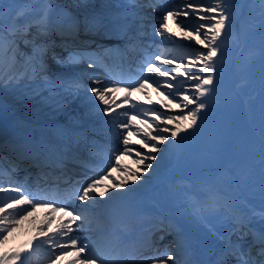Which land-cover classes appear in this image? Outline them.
<instances>
[{
    "label": "snow or ice",
    "instance_id": "6c2138e0",
    "mask_svg": "<svg viewBox=\"0 0 264 264\" xmlns=\"http://www.w3.org/2000/svg\"><path fill=\"white\" fill-rule=\"evenodd\" d=\"M258 2L264 62V0ZM76 3L89 7L88 0ZM129 5L125 11L77 16L54 0H0V87L43 97L54 111L76 100H82L85 108L82 115L73 116L68 124L55 128L52 136L21 153L38 169L34 183L31 174L23 182L11 179L20 171L15 163L0 168V177L9 178L7 182L0 179V247L6 248L23 221L34 219L37 208L46 209L24 246L0 251V264H264V72L258 160L260 212L253 210L248 197L223 196L211 186L203 202L188 205L195 208L209 232L224 241L213 253L215 260L194 258L179 218L175 222L170 218L167 224L168 234L173 236L170 248L150 256L144 255L150 236L141 242L128 226L108 228L99 222L98 208L111 207L118 197L135 192L147 183V176L159 171L165 153L182 155L199 135L212 107L210 101L230 66V49L241 38L237 33L232 44L225 43V37L234 33L232 21L240 6L237 0H129ZM145 9L157 13L153 33L159 43L171 45L179 55L168 58L151 51L153 45L144 42ZM169 19L175 31L169 27ZM53 36L61 38L59 46ZM94 36L116 37L123 43H96L93 47L89 38ZM21 44L29 50H22ZM130 54L140 56L139 73H113L108 61L126 60ZM49 60L60 68L79 70L54 76ZM149 87L166 100L153 102ZM121 90L124 95L118 96ZM133 92L141 93L146 103L133 99ZM93 116L103 121L99 138L85 128ZM125 155L133 158L135 169L120 163ZM5 159L0 156V161ZM69 165L89 174L73 173ZM113 170L120 172L118 179L112 176ZM251 174L248 168L243 178ZM105 180L112 183L105 184ZM129 214L143 213L133 205ZM256 215L259 228L253 224ZM211 220L233 225L236 239L223 235ZM159 225L163 230L164 220Z\"/></svg>",
    "mask_w": 264,
    "mask_h": 264
},
{
    "label": "bare ground",
    "instance_id": "6f19581e",
    "mask_svg": "<svg viewBox=\"0 0 264 264\" xmlns=\"http://www.w3.org/2000/svg\"><path fill=\"white\" fill-rule=\"evenodd\" d=\"M54 2L62 9H65L77 16H82L86 12L91 13L104 10L113 12L125 11L130 7L129 1L127 0H88L89 7L86 9L79 7L76 3V0H54ZM205 2L211 3L212 0H205ZM237 2L240 6L234 12V20L232 21L234 24V33L233 35L225 37V43L232 44L235 35L237 33L240 34V43L233 44L229 52L230 66L234 65L235 68L239 67L242 71V74L239 76V79L241 80L239 86L242 88L241 91L243 93L249 91L248 85H251L253 90H255L254 93L257 95L259 101L257 102L250 100L247 101V104H255L250 106V109L251 112L259 111L255 113V117L257 118L258 124L260 125L262 84L261 76L262 72H264V62H262L261 59V9L258 0H237ZM109 5L111 7L106 8V6ZM145 13H147V9H145ZM146 19L148 21L147 15ZM170 28H172L174 31L176 30L175 24H173V22L171 23ZM145 32L146 36L154 35L153 27H146ZM99 37L100 36H94L89 38L90 42L93 43V47L96 43H104L107 39L104 37V40H102ZM52 39L57 45L62 42L59 36H53ZM80 39H84V37L81 36ZM20 47L24 51L29 50L25 48L23 44H21ZM130 57L131 55L128 56V58ZM53 66L56 67L54 68L55 73H57V70H69L60 68L55 64ZM80 68H84V65H81ZM71 70L78 71L79 69ZM149 89L150 91H147L148 95L150 97L153 95L154 98V92L152 91V88L149 87ZM117 95L123 96L124 93L120 92L117 93ZM132 98L146 103L145 97L141 95V93H133ZM216 100L217 93L210 103L213 105ZM83 103L84 102L82 100H76L74 102L68 101L67 106L61 111H54L53 106H50V102L44 100L43 97L33 98L32 94L27 92V90L16 91L12 88L0 87V156L7 158L3 161H0V168H7L10 164L15 163L20 169V176H22V173L28 174L27 176L37 173L38 170H36L35 167H32L30 162H23L20 160V155H25L21 153H23L29 145L52 136L55 128L68 124L73 116L82 115L85 112V108L82 107ZM172 108L175 109V104L172 105ZM210 109L211 108H209L206 117L208 116ZM175 113L179 114V110H175ZM10 122H12V124ZM137 123H139V121H137ZM102 126L103 121L95 116H93L85 124L87 131L96 129L97 131L101 132ZM141 127L143 126L141 125ZM130 139L133 141L137 140L136 136H131ZM164 155L165 159L160 161L159 171L153 172L152 175H149L145 178L147 183L140 185V187L135 192L125 193L121 197H118L113 206L108 208L101 207L102 209H97L99 222L101 224L108 228H114L115 226H128L134 230V235L138 238V240L143 237L139 232V229L142 226L141 221H149L150 217H152L156 212L155 202H151V200L154 198L153 194L156 188L159 187L158 185L155 186V184L164 180L166 174L170 172V162L171 164H175L177 161L176 158L178 157L173 156L170 152L165 153ZM200 159L201 158L197 159V163L194 166H190L189 164L186 165L188 167L181 170V173L184 174L188 172L187 170L197 166L201 161ZM120 163L133 169L137 167L133 158L128 155L121 157ZM243 167L244 166L241 164L238 165L240 170H242ZM32 169L36 171H32ZM162 173H166L165 176ZM195 174V177L199 178L201 182L210 180L211 182H217L221 184L223 188H228L233 197H248L250 206L255 212L257 208H261L259 194L260 186L256 185L257 179H251L250 176L243 183V187H237L234 184H230L223 181L222 179L213 177L212 172H207L206 170H202ZM27 176H22L24 178L13 176L11 179H16L20 182H23ZM112 176L118 179L120 172L113 170ZM2 179L8 181L9 178L7 176H2ZM104 183L111 184L112 181L105 180ZM249 187H251L250 192H248ZM188 192L189 189H184L176 194H173L170 197L172 199L163 208L169 209L173 222H175L176 218L180 219L186 237L191 238L192 242L194 243L195 250L201 256L202 261H213L216 258L213 253L218 252V250L222 248L221 241L223 240L219 239L218 236H213L206 226L202 224L203 221L200 215L196 213L195 208L188 206L190 204L188 200ZM183 194H185V196ZM130 195L136 200V202H146L148 206L152 208L151 212L141 210L143 213L142 215L129 214L130 208L125 206L124 200ZM182 204L185 205V207H179ZM45 211L46 209L44 208H37L32 214L34 219L23 221L21 226L17 227L15 232L11 234V238L6 248L0 247V251L11 250L13 248H20L24 246L34 234L35 225L44 219ZM155 214H158V212ZM55 215L60 216V213L57 212ZM203 215H207V212L203 213ZM253 224L255 228L260 227L259 215L256 216ZM215 225L220 229L223 235H229L228 230L224 231L226 226L223 223L215 220ZM55 226L56 222L53 221L52 227ZM146 229L150 230V232L145 231L146 237H152V235H154L152 238H150L151 243L155 242L159 235L158 232L164 230V228L161 230L156 220H150L149 226H147ZM22 239H26V242L22 243ZM148 252H154L157 254L156 245Z\"/></svg>",
    "mask_w": 264,
    "mask_h": 264
},
{
    "label": "rangeland",
    "instance_id": "374dc122",
    "mask_svg": "<svg viewBox=\"0 0 264 264\" xmlns=\"http://www.w3.org/2000/svg\"><path fill=\"white\" fill-rule=\"evenodd\" d=\"M61 54L63 53L61 52ZM49 63L53 66L51 61ZM233 70H235L234 67L230 66L229 69L224 72L223 79L220 81L216 93L218 94L217 97H222L224 94H227V97L233 96V100L235 101L234 103L237 106V112L230 110L229 118L228 116L225 118V103L222 106L223 100H219L218 98L217 103L212 105L210 113L208 114L203 123V127L199 137L193 140L188 148L183 150L182 155H178V157L176 158V163L170 166V173H180L181 170L188 167L186 166L188 164L190 166H194L197 163V159L201 158V156V161L197 165L200 166L198 170H209L215 166L218 169H221V171H224L228 168L230 169L231 167L233 169L234 166L231 165V162H227V157H230L236 152L237 155H240V158L238 159L244 161L245 155L252 152L250 145L246 143L247 141L249 142L247 137H251V135L249 134V132L246 131L245 120L242 121V128L238 127V124L241 122L242 118L240 116L241 113L238 104L242 96L241 94L239 95L240 92H238L237 89L236 75ZM231 100L232 99H230V101ZM218 135H220L219 140L221 139V144H224V153L221 152L220 156L213 154L211 155V153L206 154L208 148L202 147V145L206 144L212 149L213 144H217L215 140ZM221 136L223 137L221 138ZM217 146L218 145H216V149ZM196 153L198 154V156H196L194 159L189 157L190 154ZM216 161L218 162L216 163ZM195 168L196 166L191 169Z\"/></svg>",
    "mask_w": 264,
    "mask_h": 264
}]
</instances>
